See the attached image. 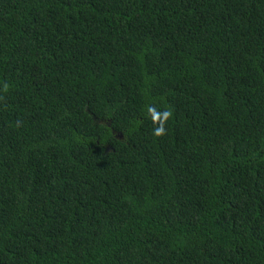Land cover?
<instances>
[{
	"label": "trees",
	"instance_id": "16d2710c",
	"mask_svg": "<svg viewBox=\"0 0 264 264\" xmlns=\"http://www.w3.org/2000/svg\"><path fill=\"white\" fill-rule=\"evenodd\" d=\"M0 264H264V0H0Z\"/></svg>",
	"mask_w": 264,
	"mask_h": 264
},
{
	"label": "water",
	"instance_id": "95a60500",
	"mask_svg": "<svg viewBox=\"0 0 264 264\" xmlns=\"http://www.w3.org/2000/svg\"><path fill=\"white\" fill-rule=\"evenodd\" d=\"M121 137V136H120Z\"/></svg>",
	"mask_w": 264,
	"mask_h": 264
}]
</instances>
